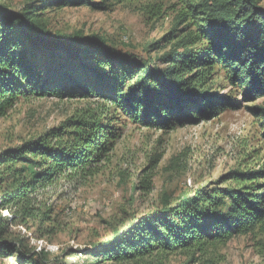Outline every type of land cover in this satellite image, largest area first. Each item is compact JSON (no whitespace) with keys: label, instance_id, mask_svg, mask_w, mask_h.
<instances>
[{"label":"trees","instance_id":"trees-1","mask_svg":"<svg viewBox=\"0 0 264 264\" xmlns=\"http://www.w3.org/2000/svg\"><path fill=\"white\" fill-rule=\"evenodd\" d=\"M107 1L112 0L103 2ZM263 1L181 0L185 12L168 38L179 43L162 56L165 67L128 59L99 36L53 33L39 12L85 4L99 9L104 3L36 0L22 12L0 5V117L26 95L45 97L82 86L78 76L88 83L82 87L85 94L107 101L112 97L138 122L159 129L196 121L200 111L210 117L219 107H228V99L214 102L204 90L206 73L220 68L232 86L244 90L246 102L257 101L264 97ZM192 20L199 23L195 37L189 32ZM116 66L118 74L113 72ZM58 76L63 78L59 87L52 81ZM88 77L93 81L89 83ZM120 84H126L127 90H121ZM251 112L264 118V107H253ZM78 116L0 155V257L9 259L17 253L14 264H62L38 260V255L23 249L21 241L9 239L10 223L18 217L3 213H12L15 207L25 218L32 217L29 210L40 191L66 174H88L109 152L110 124L97 122L95 115ZM49 214L43 213L42 221H48ZM257 229L264 235V194L203 190L174 202L165 199L161 208L96 245L92 256L102 262H135L155 253H203Z\"/></svg>","mask_w":264,"mask_h":264},{"label":"rangeland","instance_id":"rangeland-1","mask_svg":"<svg viewBox=\"0 0 264 264\" xmlns=\"http://www.w3.org/2000/svg\"><path fill=\"white\" fill-rule=\"evenodd\" d=\"M34 1L0 0V5L22 12ZM103 1L94 0L104 3L99 9L74 5L39 11L40 17L53 33L99 36L128 59L165 67L162 56L179 43L168 38L185 12L181 0ZM198 26L197 20L191 21L189 32L194 37ZM113 72L118 74L119 67ZM209 73L206 95L214 102L226 98L231 104L219 107L210 117L200 111L196 121L167 125L166 129L138 122L135 115L114 104L112 97L107 101L85 94L82 87L88 83L81 76L80 87L18 99L0 117V155L60 128L78 115H95L97 122L110 124L113 138L109 152L102 154V161L88 174H66L40 191L29 210L32 217L25 218V213L15 207L14 215L5 210L4 217H18L17 222L10 223L8 238L21 241L23 249L38 255V260L62 264H264L260 229L212 245L203 253H155L135 262H102L92 256L96 245L107 243L116 231L161 208L165 199L174 202L203 190L244 189L264 194V118L251 112L253 107H264V97L246 102L244 90L232 86L221 68ZM88 79L90 83L92 78ZM62 80L52 78L58 87ZM126 84H120L121 90H127ZM248 175H252L250 179ZM47 211L50 218L44 222L42 214ZM17 258V253L9 259L0 257V264H14Z\"/></svg>","mask_w":264,"mask_h":264}]
</instances>
